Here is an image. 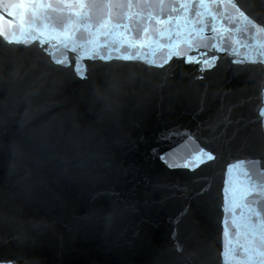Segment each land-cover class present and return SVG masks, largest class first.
<instances>
[{
	"label": "water",
	"instance_id": "1",
	"mask_svg": "<svg viewBox=\"0 0 264 264\" xmlns=\"http://www.w3.org/2000/svg\"><path fill=\"white\" fill-rule=\"evenodd\" d=\"M173 2L0 0L13 264H264V0Z\"/></svg>",
	"mask_w": 264,
	"mask_h": 264
},
{
	"label": "snow or ice",
	"instance_id": "2",
	"mask_svg": "<svg viewBox=\"0 0 264 264\" xmlns=\"http://www.w3.org/2000/svg\"><path fill=\"white\" fill-rule=\"evenodd\" d=\"M145 2L147 3L148 0H145ZM160 3H164V0H159ZM205 2L209 3V4H215L217 6V8H220L224 5L227 4H231V6L233 8H235L237 11H239V8H246V5L241 3L239 8L237 7V4L234 2V0H199V4L201 6H203L205 4ZM188 3H191L192 8L195 10L197 7V2L196 0H185L184 3H179V0H174L173 2V7H172V11L173 12H178L181 9H184ZM8 15H14L13 13H8ZM216 15H219V13H217ZM241 16H244V12H240ZM213 19H215V16H213ZM245 19H247V17H245ZM4 21V16L0 15V22ZM249 23H252V21H249ZM261 23H264V21H261ZM3 28L4 25L3 23H0V34H3ZM213 31H215V29H212ZM9 43H12V41H9ZM205 55H207L205 53ZM101 60L107 61L109 59H111L110 57L107 56H100L99 57ZM212 59H215V57H212ZM208 61L205 60L204 63H207ZM59 63V62H58ZM78 74H79V70ZM81 78L83 79V75L81 74ZM209 159H215L214 155H212L211 153L208 154ZM238 163H244V161H238ZM248 163L256 165V166H260V167H264V156H262L260 158V160H254V161H248ZM187 167V165H185ZM229 167H231V165H229ZM247 195V194H246ZM257 199L253 200V203L257 204L258 207H264V200H259V193L256 194ZM196 255L195 253L191 254L190 259L193 260V262L195 261ZM0 264H13V258L12 257H6L3 256L2 254H0Z\"/></svg>",
	"mask_w": 264,
	"mask_h": 264
}]
</instances>
